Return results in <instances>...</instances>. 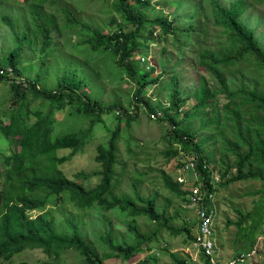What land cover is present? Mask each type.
Returning <instances> with one entry per match:
<instances>
[{"label": "rangeland", "instance_id": "374dc122", "mask_svg": "<svg viewBox=\"0 0 264 264\" xmlns=\"http://www.w3.org/2000/svg\"><path fill=\"white\" fill-rule=\"evenodd\" d=\"M127 1L133 13L137 12L143 19L153 15L172 19V34L165 36L166 40L157 31L152 40H145L149 37L145 26L140 27L135 38L136 62L132 60V66L142 72L154 68L145 77L153 80L138 95L154 108L153 112L140 100L137 107L131 108L130 104L136 103L133 95L138 84L117 65L118 56L112 44L101 40L118 29L125 33L134 28L116 11L114 3L118 0H43L41 20L51 30L50 42L44 49L40 47L39 32L29 20V5L37 3L36 0H6L0 4V15H7L17 35L25 38L16 47L12 30L0 19V68L4 69L0 74V123L15 115L28 124L34 111L39 110L44 122L49 119L51 135L87 132L79 148L54 150L56 156H65L56 167L68 178H73L76 171L98 170L99 164L93 159L95 147L106 145L112 131H117L110 193L128 197L134 191L141 196L154 195L153 208L162 217L152 220L141 214L131 216L116 208L104 211L95 204L79 207L65 192L57 198L49 196L41 208L28 210L26 214L29 217L39 214L50 220L57 233L68 231L65 220L75 224L82 239L99 258V264H172L168 253L183 258L187 264H202L203 259L193 244L195 205L164 185V178L176 182L178 177L190 179V174L176 165L190 158L189 147L195 149L193 145L197 144L196 151L208 157L212 170L210 209L213 256L217 264L251 247L256 251L252 264H264V156L253 158L252 155L241 166L240 172H252L253 177L231 178L237 167L233 149L242 153L247 148L241 138L250 144L264 140V110L248 99L250 93L264 96V66L248 53L231 63L214 61L232 55L235 47L226 37L225 28L214 22L212 2L226 9L235 0H151L146 8ZM241 1L243 9L238 20L252 30L257 45L264 51V0ZM62 9L68 10L80 24L65 28ZM93 31L99 34L98 38L91 34ZM201 52L209 53L212 58L200 62ZM71 74L83 82L72 85L76 94L85 97L86 93L96 108L72 115L76 112L75 99L64 98L63 106L56 108V101L33 95L28 85L35 81L39 90H54L59 81H66L65 77ZM217 77L222 79L227 93L235 95L221 92ZM201 87L206 89L207 99L195 110L193 106ZM173 90L182 103L178 109L170 106L162 114L157 105L166 107ZM117 108L128 111L126 115L131 117H118ZM184 112L188 117L181 118ZM170 119L178 121V127L192 131L190 141H182V136L173 134ZM15 142L14 136L0 133V172L3 171L1 157L17 150ZM98 179V175H91L81 182L90 188ZM186 183L181 182L178 187L184 190ZM126 224H132L142 237H134ZM105 231L112 244L130 248L128 257L117 249L107 248L101 240ZM21 261L84 264L72 248L59 251L55 258L40 247L24 248L8 261L0 260V264ZM246 263L247 260L243 262Z\"/></svg>", "mask_w": 264, "mask_h": 264}, {"label": "trees", "instance_id": "16d2710c", "mask_svg": "<svg viewBox=\"0 0 264 264\" xmlns=\"http://www.w3.org/2000/svg\"><path fill=\"white\" fill-rule=\"evenodd\" d=\"M5 1L6 0H0V4ZM42 1L43 0H36L37 3L30 4L28 13L31 24L41 36L40 47L44 49L50 42L51 30L49 25L44 24L41 20L40 10L42 5L40 4ZM132 2H135L137 6L141 8H146L149 6L151 0H132ZM114 5L116 11L122 13L134 28L125 33L118 29L109 36H103L101 40L112 44L114 52L118 56L116 60L117 65L119 64V66L123 67L129 78L138 84V89L133 95L136 103L132 102V104H130L131 108L137 107V103H140L138 100H140L147 110L153 112L154 108L149 106L146 101H143L141 97H139L141 98L139 99L138 95L141 94L142 87L147 82L153 80H145V77L150 74L154 68L151 66L146 72H142L140 69L132 66L133 61L136 62L133 58V54L135 53L134 48L137 46L135 38L139 34L140 27L145 26L147 27L146 32L149 35L145 40H152V35H154L156 31L162 36L163 40H166L165 36L172 34V19H169L167 16L158 15H153L150 19H143L137 12L133 13L132 5L127 0H118ZM242 5L241 0H235L230 2L228 7L224 9L216 2H212V11L215 18L214 22L221 24L225 28L226 37L231 42V45L235 47V52H233L232 55L229 54L225 57H221L220 60L214 61L231 63L240 56L248 53L252 54L258 62L264 66V51L257 45L252 30L238 20V16L243 9ZM62 12L65 19V28L80 24L68 10L62 9ZM0 19L4 25L12 30L15 46H21L22 39L25 37L22 36L21 38L17 35L16 31H14L11 19L4 14L0 15ZM189 29H191V26H189ZM177 31L181 32L180 30ZM186 31H188V29ZM91 34L98 38L99 34L96 31H93ZM19 40L20 43L17 42ZM199 58L201 59L200 62L203 63L202 60L205 58L211 59L212 56L207 52H201ZM207 67H209L208 63ZM214 75L217 76V74ZM217 78L221 92L225 93V95H235V93H227L222 79L220 77ZM65 80L66 81H59L56 89H49L46 92L39 90L35 81H32L28 85L33 95L51 99L53 102L56 101L54 105L56 108H61L63 106L64 98L65 100L66 98L68 100L75 99V101H77L75 106L76 112L72 113V115H77L80 111H90L93 110L94 107L96 108L93 101H90L86 93L83 94L85 97L76 94L75 87L72 85L83 84L82 81H77L73 74L65 77ZM197 96L198 100L193 106L195 110L204 105L207 99L206 89L204 87L199 88ZM248 99L254 102V105L264 110V96L250 93L248 94ZM181 103L182 99L176 97V90H173L171 92L170 101L166 107L160 105H157V107L161 109L162 113V111L165 112L168 110L170 106L174 109H178ZM126 113L129 112L121 109L115 111V115L118 117H131V115H126ZM33 116V120L28 124L18 120L15 115H10L6 123H0V133L4 136H14L17 145L16 151L1 157L3 171L0 172V260L8 261L14 253L24 248L40 247L45 253L52 254L55 258L58 257L59 251L72 248L82 258L84 264H99V258L96 257V254L89 248V245L84 239H82L75 224L65 220L64 222L68 231L57 233L50 220L43 218L39 214L34 217H29L26 214L28 210L41 208L46 203L49 196H55L54 198H57L61 192L67 193L68 199L79 207H89L91 204H95L104 211L116 208L118 211L126 212L131 216L141 214L152 220H159L160 217H162V215L157 213L153 208L154 195L141 196L136 191L133 192L132 197L110 193L111 183L115 174V141L117 131H112L106 145L98 144L95 147L93 159L99 164L98 170L91 171L90 173L76 171L73 174V178H68L56 167V164L61 163L65 159V156H56L54 150L59 148H79L85 141L86 136L84 137V135L87 132L70 131L63 134L51 135V129L48 125L49 119L44 122L45 118L41 115L39 110L34 111ZM185 117H188L186 112H184L181 118ZM155 118L160 117H154L153 119ZM170 124L174 135L182 136L184 138L182 141L191 140V130L178 127V121L172 119H170ZM241 139L246 141L247 148L242 153H238L233 149L237 167L235 175L231 177L232 179L253 177L254 173L252 172H240L241 166L244 161L252 155L253 158L264 156V140L257 139L253 144H250L248 140L244 138ZM193 146L195 149L191 146L189 147L192 151L190 159L195 161L196 170L200 172L198 181H200L202 187L206 186L207 190L212 189L209 184L211 168L209 167L208 157L201 156L200 153L196 151L198 147L197 144ZM172 154L176 156L177 154L179 155L177 151H172ZM202 162H206L208 167L202 169ZM176 166L179 167V162H177ZM91 175H98V182L94 186L86 188L81 181ZM76 179H78L79 182L76 181ZM179 183L164 178V185L167 188L174 191L176 194L182 195V198L186 199L188 188L193 182H187L184 190L178 187ZM239 222L240 220L237 221V225ZM126 229L134 237H142L141 233L132 224H126ZM101 240L111 251L117 249L126 257L131 253L130 248L127 249L124 245L112 244L108 237V231L104 232L103 236H101ZM168 255L172 259V264H187L183 258L176 257L172 253H168ZM202 259V264H208L205 258ZM14 264L29 263L21 261Z\"/></svg>", "mask_w": 264, "mask_h": 264}, {"label": "built area", "instance_id": "2783aa9c", "mask_svg": "<svg viewBox=\"0 0 264 264\" xmlns=\"http://www.w3.org/2000/svg\"><path fill=\"white\" fill-rule=\"evenodd\" d=\"M4 72V69L0 68V74ZM206 162L201 163V168H207ZM179 168L190 174V179L186 180L183 177H178V182L193 183L189 186L186 194V200L188 203L195 205V219H196V235L193 239V244L197 247L198 252L202 258L207 260L208 264H217V260L214 258V241H213V228L211 226V209L210 202L213 198V190L207 187L201 186L198 177L200 172L196 170V163L193 159L186 158L179 161ZM212 171V170H211ZM216 179V176L213 175ZM210 182V181H209ZM210 184H212L210 182ZM213 185V184H212ZM255 249L251 247L245 251L238 252L232 258L226 259L222 264H243L247 260L246 264H252L251 258L255 254Z\"/></svg>", "mask_w": 264, "mask_h": 264}]
</instances>
